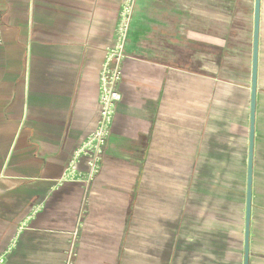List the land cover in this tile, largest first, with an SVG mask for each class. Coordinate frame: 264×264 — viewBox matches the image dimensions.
I'll list each match as a JSON object with an SVG mask.
<instances>
[{"label":"crops","instance_id":"obj_1","mask_svg":"<svg viewBox=\"0 0 264 264\" xmlns=\"http://www.w3.org/2000/svg\"><path fill=\"white\" fill-rule=\"evenodd\" d=\"M122 2L0 0L1 264H63L79 216L76 264H170L157 233L205 151L242 168L243 257L254 0H135L100 172L86 189L66 178ZM248 264H264V0Z\"/></svg>","mask_w":264,"mask_h":264},{"label":"rangeland","instance_id":"obj_2","mask_svg":"<svg viewBox=\"0 0 264 264\" xmlns=\"http://www.w3.org/2000/svg\"><path fill=\"white\" fill-rule=\"evenodd\" d=\"M209 115L206 125L210 130L214 123L212 110ZM201 154L205 157L190 162L186 176L188 199L183 202L179 192L174 194L170 216L164 223L166 230L157 234L167 239L170 264H241L242 168L232 163L228 167L225 161L221 164L217 156L210 164L205 160L207 152ZM174 180L180 184L179 175L168 178L171 185Z\"/></svg>","mask_w":264,"mask_h":264},{"label":"built area","instance_id":"obj_3","mask_svg":"<svg viewBox=\"0 0 264 264\" xmlns=\"http://www.w3.org/2000/svg\"><path fill=\"white\" fill-rule=\"evenodd\" d=\"M135 0H123L117 25L114 30V41L105 50L104 57L98 72V115L94 129L87 135L78 148L75 157L67 168L66 178L80 183L84 189L99 174L102 156L107 140L110 136L116 107L121 101L119 84L123 75V64L126 60V42L132 21V13ZM2 27V15L0 12V31ZM85 161L86 169L78 170L80 161ZM77 227L72 232L69 247L65 252L63 264H76L78 254L76 241L78 230L81 226L80 216ZM3 259H0V264Z\"/></svg>","mask_w":264,"mask_h":264},{"label":"water","instance_id":"obj_4","mask_svg":"<svg viewBox=\"0 0 264 264\" xmlns=\"http://www.w3.org/2000/svg\"><path fill=\"white\" fill-rule=\"evenodd\" d=\"M259 15H260V0H254L252 64H251L250 105H249V134H248V153H247L246 183H245V212H244V229H243V264H248V254H249Z\"/></svg>","mask_w":264,"mask_h":264}]
</instances>
